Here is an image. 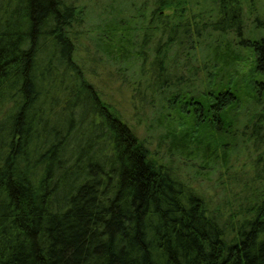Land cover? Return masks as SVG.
Masks as SVG:
<instances>
[{
    "label": "trees",
    "instance_id": "16d2710c",
    "mask_svg": "<svg viewBox=\"0 0 264 264\" xmlns=\"http://www.w3.org/2000/svg\"><path fill=\"white\" fill-rule=\"evenodd\" d=\"M80 1L0 0V264H264V0H112L132 115L81 64Z\"/></svg>",
    "mask_w": 264,
    "mask_h": 264
},
{
    "label": "rangeland",
    "instance_id": "374dc122",
    "mask_svg": "<svg viewBox=\"0 0 264 264\" xmlns=\"http://www.w3.org/2000/svg\"><path fill=\"white\" fill-rule=\"evenodd\" d=\"M80 3L85 5L87 10L86 21L82 27L84 31L83 36L80 39V45L78 50V57L81 60L85 68L87 76L96 85L98 90L102 92L104 97L112 99L117 102L119 106L122 107L124 112L129 115L133 114L132 106L129 102V97L131 94L130 88H127L125 83L121 82V78L117 75L116 70L113 66H108L106 63H100V53L96 50V44L94 41V36L96 34V29L98 23L102 20V12L109 7L112 0H81ZM104 15V14H103ZM264 22V15L262 18ZM264 24V23H263ZM246 51L245 53H247ZM250 63V61H247ZM145 116H143V119ZM137 118H134L133 123H136ZM144 122V121H143ZM146 125L143 123L140 126L139 133L146 134ZM152 145L155 146V140H151ZM196 165L192 166L193 169L187 167L186 164L183 166V170L190 175L195 176L196 169L201 170L198 174L194 185L198 187V190L203 193L204 196L210 200L211 207L223 209L226 214V175L222 174L219 169H208L200 168L199 160L194 161ZM199 167V168H197Z\"/></svg>",
    "mask_w": 264,
    "mask_h": 264
}]
</instances>
